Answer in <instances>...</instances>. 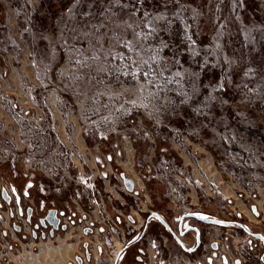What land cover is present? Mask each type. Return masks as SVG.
<instances>
[{"label":"rangeland","instance_id":"obj_1","mask_svg":"<svg viewBox=\"0 0 264 264\" xmlns=\"http://www.w3.org/2000/svg\"><path fill=\"white\" fill-rule=\"evenodd\" d=\"M0 15L1 26L13 22L17 48H29L39 58L41 50L64 53L61 64L50 62L49 89L60 92L65 103L60 108L75 117L95 164V157L110 153L115 161L126 148L144 146L133 160L135 180L165 198L161 185L138 180L136 164L143 159L156 164L165 149L164 156H174L192 174L210 177L200 165L202 154H192L189 166L173 148L191 142L209 153L212 168L225 180L218 165L234 158L236 168L254 175L262 188L264 0H0ZM96 119L108 121L107 128L124 124L136 142L125 140L115 157L116 137L99 141L84 135V126ZM139 126L148 128V138L143 131L134 135ZM104 144L109 150H102ZM17 172L22 177L20 164ZM94 177L104 191L100 176ZM0 237L1 257L13 244ZM123 247L108 244L109 256ZM128 256L130 251L122 259Z\"/></svg>","mask_w":264,"mask_h":264},{"label":"crops","instance_id":"obj_2","mask_svg":"<svg viewBox=\"0 0 264 264\" xmlns=\"http://www.w3.org/2000/svg\"><path fill=\"white\" fill-rule=\"evenodd\" d=\"M1 22L0 15V25L2 24ZM5 25L13 34V22L6 20ZM1 45L2 38L0 36V137L7 135L14 139L17 136L18 127L11 114L8 101L15 99L26 109L45 112L42 104H40L44 94L36 86V79L31 70V66L28 64V55L30 56L33 50L30 51L29 48H25L19 51L11 50L7 54H4L2 53ZM38 53L42 55V58L49 60L51 63L54 62L57 65L61 64V59L64 55L63 52H54V50H41ZM54 63L53 65H55ZM23 84L37 87L35 91V102L27 100L22 91ZM53 115L56 120V127L55 133L51 135V142L75 150L76 153L73 158V163L79 171L100 176L101 187L112 200L111 203H107V211L117 222L121 223L123 217L129 215L131 207L136 202L135 198H139L142 202V212L137 216H132L133 222L129 221V224H125L123 238L121 237V239L115 241V245H125L127 234L137 236L145 224V216L152 211L157 212L176 233L180 217L183 214L190 213L200 218L220 221H225L227 218L225 212L222 210L223 202L218 197L208 198L195 190H191L189 192L187 206L179 210L173 208L161 195L159 196L156 193H152L151 190H148L147 188L151 185L143 187L139 184L135 180L132 164L134 157L138 152H141L144 146L136 147L137 149L133 147L126 148L123 157L107 165L100 166L95 164L91 158L92 149L90 148L92 146H88L87 141L81 136L75 117L68 115L65 107L53 109ZM173 148L178 151L183 163L189 166L192 165V154L195 152L202 154L204 157L200 161V165L203 167L205 173L221 185L225 197L235 199L234 186L212 168L213 160L204 148L191 142H187L186 144L178 143ZM102 150H109L108 145L104 144ZM9 172L6 164H0V210L3 215L1 230L4 240L12 241L11 244H13L9 247V252L5 253V255L1 254L0 264H75L76 257H85V251L83 250V244L85 243L88 244V252L91 258L97 255L98 248L96 246L92 247L89 243L91 236L84 234L86 224L83 222V213L85 210L83 205L75 209V216L73 218V221L76 222L75 225L67 228L65 231L59 229L52 237L33 238L31 236V227L23 219L27 208L31 205L37 206L45 201L47 205L44 215L48 213L50 222L55 223L58 221L55 210L59 208L61 198L53 194L41 192L35 186L29 191V198L21 199L23 209V215L21 216L16 198L13 196L14 194L4 186L7 183H11L17 191H21L26 180L20 176H12ZM125 178L133 182V191L131 193L125 190L123 185ZM261 181L262 188L259 190L258 199L256 201H241L235 199L234 209L236 213L235 217H239L242 220L246 230L264 237V220L261 219L264 206V177L261 178ZM115 182L119 183L120 187ZM153 186L158 187L155 184ZM141 188L142 190L138 191ZM3 190H5V195H2ZM157 192L160 194V190ZM8 199L10 200L9 202H7ZM112 208L115 210H112ZM13 209L16 211L18 217H22L21 220L17 221L22 225L21 233L13 230L16 223V220L11 217L10 213ZM156 223L157 221L155 220H151L148 223V234L144 241L140 243L136 250L130 251L131 257L128 256V258L130 257L129 259L126 258V261L125 257L122 259V264H126V262L127 264H149L148 255L152 253L148 246L150 239H156L159 244H165L172 254L180 256L183 259H200V254L190 256L183 253L181 248L173 240L168 239L161 232V227ZM191 227L198 228L206 238L207 234H209L212 240L218 244L217 250L220 259L218 258L214 261V264H257L255 257H261L263 255L260 245L261 241L253 237L247 239L245 237L246 233L237 228H232L231 235L233 237H231L229 236L230 226L207 225L191 218H185L182 221V230ZM11 230L16 234H21L19 240L16 239V236L15 238L12 236ZM194 238V232H187L181 237V241L186 248H193L195 245ZM240 253L248 259V263H243L240 259ZM138 255H141L140 259Z\"/></svg>","mask_w":264,"mask_h":264},{"label":"built area","instance_id":"obj_3","mask_svg":"<svg viewBox=\"0 0 264 264\" xmlns=\"http://www.w3.org/2000/svg\"><path fill=\"white\" fill-rule=\"evenodd\" d=\"M0 36L2 38V53L7 54L11 50H20L15 44L13 34L1 25ZM30 58L31 69L37 82L36 86L46 93L41 99L45 112L26 109L15 99L8 101L11 114L17 123L18 133L14 139L7 135L0 137V164H6L14 176L19 174L17 172L18 165L22 166L21 176L26 180L21 191L24 197H27L28 192L37 186L41 192L64 198L58 210V217L64 225L70 226L75 216L76 207L83 205L85 208L84 224L88 226L95 223L99 227L112 230L115 226L107 212V201L109 203L110 199H107L105 192L96 185V177L76 170L73 163L74 152L68 148H60V145L50 141V133L55 130V119L51 108L63 107L65 103L59 91L49 89L53 85V68L50 61L42 57L39 58L33 52L30 54ZM57 75L61 76L59 72ZM36 90L37 87L29 84L22 86L25 97L31 102L36 101ZM147 116H151V114L147 113ZM108 121L111 122L113 119L110 118ZM107 122L104 119H96L93 124L84 126L83 133L86 136L97 138L99 141H108L113 135L122 144L119 145L117 141L113 144L114 156L120 157L125 140L135 143L136 138L131 137L128 133L129 129H125L124 124L115 123L114 128H107L105 125ZM140 131H143L144 137H149V130L145 127L133 130V133L138 136ZM161 153L166 154V150L161 149ZM164 154L156 164L145 159L138 162L136 164L139 168L137 178L144 183L155 182L161 185L165 198L176 209H184L188 204L189 192L195 190L208 198H220L223 202L222 210L229 219H233L236 216L235 199L256 201L259 196L260 182L252 174L241 173L236 168L234 158L225 159L218 165L220 173H223L226 180L234 186L235 199H231L223 195L221 185L213 178L192 174L180 165L174 156L166 157ZM112 160L113 157L110 153L103 157H95V162L100 166L109 164ZM8 187L11 193L15 191L19 194L12 184H8ZM44 206V202H42L39 210H42ZM261 219L264 220V206ZM2 220L3 215L0 210V230ZM230 228L229 236L233 237L231 235L232 227ZM245 237L251 238L248 234H245ZM260 245L264 252V244L260 243ZM149 247L152 252L150 255L151 264H207L200 261L190 262L182 258H163L162 252L154 240L150 241ZM240 259L243 262L247 260L242 253H240ZM256 260L259 264H264L262 257L257 256Z\"/></svg>","mask_w":264,"mask_h":264},{"label":"flooded vegetation","instance_id":"obj_4","mask_svg":"<svg viewBox=\"0 0 264 264\" xmlns=\"http://www.w3.org/2000/svg\"><path fill=\"white\" fill-rule=\"evenodd\" d=\"M21 199H23V198H29V192H28V195H27V197H24L23 195H22V193H21V191L19 192V194H17ZM13 196H15V195H13ZM105 197L107 198V199H110L106 194H105ZM167 200V199H166ZM135 203L133 204V206L131 207V212L129 213V215H127V216H125V217H123V221L121 222V223H119V222H117L110 214H109V216H110V218H111V220H112V222H113V224H114V229H112V230H109L108 228H106V227H99V226H97L95 223H91L90 225H86L85 226V230L86 229H91L92 230V232L91 233H84L85 235H89V236H91V243H90V245H92V247H94V246H96V248H98V251H97V255L95 256V257H93V258H91V256H90V254H89V252H88V244L87 243H85L86 245H87V247L85 248L84 247V244H83V250L85 251V257H83V258H80V257H76L75 258V262H76V259L77 258H80V259H82V263L84 264V263H86V264H115V259H116V257H117V254H116V256H114V257H112L111 258V256H109L110 255V253H109V251H108V244H113V245H115V241H117V240H119V239H121V237L123 238V229H122V226L124 225L125 226V224H129V221H134L133 220V218H132V216L134 215V216H137L138 214H140L142 211V202H141V200L139 199V198H135ZM168 201V200H167ZM44 202V207H43V209L42 210H39V206H40V204L39 205H37V206H34V205H31L30 207H28V208H31V210H32V212H31V217H30V222H27V210H26V214L23 216L24 218L23 219H25V221H26V224L28 225V226H30L31 227V232H32V234H31V236L33 237V238H37V237H42L43 235H44V238L46 237V236H50V231L52 230V225H54V223L53 222H50V220H49V218H48V213H47V215H44L45 214V212H46V202L45 201H43ZM112 202V200L110 199V201H109V203H111ZM107 203H108V201H107ZM169 203V202H168ZM21 208H22V206H21ZM27 208V209H28ZM174 208V207H173ZM23 210V209H22ZM58 210H59V208L58 209H56L55 210V214H56V216H57V219H58V222H59V225H58V229L57 230H54V232H53V234L56 232V231H58L59 229L61 230V227L60 226H65L66 227V229L67 228H69V227H71V226H73V225H75L76 224V222L75 221H72V223L70 224V226H67V225H64L63 223H62V221H61V219H59V217H58ZM112 210H115L114 208H112ZM108 212V211H107ZM153 212H155V211H152V212H149V214H151V213H153ZM10 213H11V217L13 218V219H15L16 220V223H15V225H14V228H13V230L14 231H16L17 233H21L22 232V226H21V224H19V222H17V221H19V220H21V216L23 215V212H22V215L20 216V217H18L17 216V213H16V211L13 209L12 211H10ZM157 213V212H156ZM149 214H147L146 216H145V224H146V218L149 216ZM151 220H155V221H157L156 219H151ZM150 220V221H151ZM149 221V222H150ZM157 223L159 224V222L157 221ZM145 224H144V226L141 228V230H140V232L138 233V235L137 236H130L129 234H127L128 236H127V238H126V243H127V241L129 240V237L131 238V242L130 243H128V244H126L125 243V245H124V247L123 248H125V247H127V249L121 254V256H120V258H119V260H118V262H117V264H122V258L121 257H123V255H124V253L125 254H127L129 251H131V250H136L137 248H138V246L140 245V243H142L143 241H144V239H145V237H146V235L148 234V225H147V228H146V231H145V234H144V236H143V238L142 239H140L139 240V237H140V235L142 234V231H143V229H144V227H145ZM168 224V223H167ZM160 225V224H159ZM208 225V224H207ZM210 225V224H209ZM212 225V224H211ZM223 226V225H222ZM160 227L162 228V229H164L161 225H160ZM230 227H232V228H237V227H235V226H230ZM2 229V228H1ZM65 229V230H66ZM64 230V231H65ZM165 230V229H164ZM173 230V229H172ZM63 231V230H62ZM166 231V230H165ZM174 231V230H173ZM200 231V230H199ZM161 232H162V230H161ZM167 232V231H166ZM175 232V231H174ZM0 233H1V236L3 237V235H2V230H0ZM163 233V232H162ZM168 233V232H167ZM176 233V232H175ZM164 234V233H163ZM176 234H178V233H176ZM200 234H201V244H200V246H199V248L196 250V252L195 253H193V254H191L190 256H192V255H201V257H200V259H183L182 257H180V256H177V255H174V254H172L169 250H168V248L166 247V245L165 244H159L158 243V241L156 240V239H150L149 240V242H148V246H149V244H150V241L151 240H154L155 242H156V244L158 245V247H159V249L161 250V252H162V256H163V258H167V257H170V258H182L183 260H188V261H190V262H198V261H200V262H205V263H207V264H214V261H216L219 257H220V255H219V253H218V244L216 243V242H214L213 240H212V238H211V236L209 235V234H207V238L204 236V235H202V233H201V231H200ZM165 235V234H164ZM168 235L170 236V234L168 233ZM53 236V235H52ZM52 236H50V237H52ZM166 236V235H165ZM167 237V236H166ZM251 237V236H250ZM1 238V237H0ZM43 238V237H42ZM168 238V237H167ZM168 239H170V240H173L172 239V237L170 236V238H168ZM195 239V238H194ZM3 240H4V238H3ZM174 241V240H173ZM134 242H137V245L136 246H132V243H134ZM175 242V241H174ZM108 243V244H107ZM176 243V242H175ZM213 243H215L216 245H217V249H216V251H213L212 249H211V244H213ZM177 244V243H176ZM195 246V245H194ZM122 248V249H123ZM150 248V247H149ZM263 251V250H262ZM119 252V251H118ZM183 252V251H182ZM184 253V252H183ZM138 254V253H137ZM186 255H188V254H186ZM87 256H89V259H87L86 257ZM137 256V255H136ZM263 259H264V252H263V255L261 256ZM138 258L140 259L141 258V255H138ZM220 259V258H219ZM208 260H211V263H208ZM255 261H256V263L257 264H259V262L256 260V257H255ZM148 262H149V264H151V262H150V255H148ZM249 261H248V259L246 260V262H243V263H248ZM76 264H77V262H76ZM126 264H127V262H126Z\"/></svg>","mask_w":264,"mask_h":264},{"label":"water","instance_id":"obj_5","mask_svg":"<svg viewBox=\"0 0 264 264\" xmlns=\"http://www.w3.org/2000/svg\"><path fill=\"white\" fill-rule=\"evenodd\" d=\"M123 185L125 187V190L128 192V193H131L133 191V182L130 180V179H127L125 178L123 180ZM14 195H15V198H16V203H17V206L19 208V211H20V215H22V208H21V198L17 195V193L14 191L13 192ZM2 195H5V190H3V193ZM10 200L8 199L7 202H9ZM31 208H28L27 209V222H30V217H31ZM156 219L159 224L170 234V236L172 237V239L177 243V245L181 248V250L185 253V254H188V255H191L193 253L196 252V250L199 248L200 244H201V234H200V231L198 228L196 227H191V228H187L185 230H182V221L185 219V218H191V219H194V220H197L203 224H212V225H223V226H235L241 230H243L246 234H248L249 236L253 237V238H256V239H259L261 241V243L264 244V237L260 236L259 234L257 233H252L248 230H246L244 228V226L239 223V222H236V221H220V220H214V219H204V218H200L194 214H183L181 217H180V220H179V223H178V228H177V233L176 234L172 228L167 224V222L156 212H153L151 214H149V216L146 218V224H145V227L142 231V234L140 235L139 237V240L143 238L144 234H145V231H146V228H147V225L149 223V221L151 219ZM58 225H59V222L56 221L54 223V225H52V230L50 231V236L53 235V232L54 230H57L58 229ZM61 227V230H65L66 227L65 226H60ZM92 230L91 229H86L84 230V233H91ZM187 232H194L195 233V246L193 248H186L182 241H181V237L184 236L185 233ZM44 238V235L42 236ZM84 247L86 248L87 245L84 244ZM211 249L213 251H216L217 249V245L215 243L211 244ZM127 249V247L121 249L118 254H117V257L115 259V264H117L121 254ZM87 259H89V256L86 257ZM76 262L77 264H82V259L80 258H77L76 259ZM208 263H211V260H208ZM226 263V262H225Z\"/></svg>","mask_w":264,"mask_h":264},{"label":"trees","instance_id":"obj_6","mask_svg":"<svg viewBox=\"0 0 264 264\" xmlns=\"http://www.w3.org/2000/svg\"><path fill=\"white\" fill-rule=\"evenodd\" d=\"M156 210V209H155ZM225 221H236V222H239V223H241L242 225H243V222H242V220L239 218V217H235V218H233V219H230V220H226L225 219ZM157 225H159L158 223H156ZM160 226V225H159ZM238 230H241V229H239V228H237ZM161 230H162V232L168 237V238H170V236L168 235V233L164 230V229H162L161 228ZM243 231V230H242ZM129 242L128 243H130L131 242V238L129 237V240H128ZM137 245V242H134V243H132V246H136ZM83 264V263H82Z\"/></svg>","mask_w":264,"mask_h":264},{"label":"bare ground","instance_id":"obj_7","mask_svg":"<svg viewBox=\"0 0 264 264\" xmlns=\"http://www.w3.org/2000/svg\"><path fill=\"white\" fill-rule=\"evenodd\" d=\"M261 211V210H260Z\"/></svg>","mask_w":264,"mask_h":264}]
</instances>
